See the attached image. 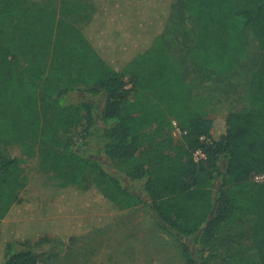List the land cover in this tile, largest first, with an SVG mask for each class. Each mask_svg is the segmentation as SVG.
Listing matches in <instances>:
<instances>
[{"label":"trees","instance_id":"trees-1","mask_svg":"<svg viewBox=\"0 0 264 264\" xmlns=\"http://www.w3.org/2000/svg\"><path fill=\"white\" fill-rule=\"evenodd\" d=\"M186 1L203 24L196 49L200 64H209L211 54L209 60L222 65L224 58L236 57L227 51L230 47L240 46L243 55L245 30L257 39L262 55L248 82L246 108L213 117L197 86L184 77L164 41L173 0H91L96 14L82 40L97 60L84 49L71 57L55 53L45 79L50 89H42L48 91L43 108L35 94H26L34 96L28 104L36 120L35 110L43 111L41 132L32 123L29 134L43 139L41 155L48 152L41 157L43 167L63 164L64 158L69 166L77 165V175L70 172L74 184L85 171L93 182L68 189L55 202L23 198L20 192L27 181L20 174L21 161L0 141V264H40L50 258L41 259L38 249L54 243L51 234H66L74 241L142 205L160 228L177 238L183 264H213L221 228L241 216L252 218L251 247L264 264V183L255 179L264 174V0ZM31 2L0 0V115L22 87L16 51L25 43L26 29L20 25ZM113 10L117 16L112 19ZM15 20L20 22L18 34L7 30ZM40 42L51 39L41 37ZM80 44L72 46L78 49ZM75 57L81 67L74 65ZM76 84L91 85L83 87L91 97L79 104L63 103L61 98L67 99ZM97 96L104 98L102 105L93 100ZM48 115L52 117L47 121ZM173 120L181 135L174 134ZM60 141L69 150L64 157L46 150ZM94 143L98 156L128 171L121 176L108 173L98 158L77 151ZM198 149L205 152V160L195 161ZM63 180L65 186L70 183ZM82 210L85 216L79 217ZM60 211L67 218L62 231L53 222ZM25 219L44 230L29 233ZM16 221L25 224L15 226Z\"/></svg>","mask_w":264,"mask_h":264},{"label":"rangeland","instance_id":"rangeland-1","mask_svg":"<svg viewBox=\"0 0 264 264\" xmlns=\"http://www.w3.org/2000/svg\"><path fill=\"white\" fill-rule=\"evenodd\" d=\"M82 1L32 0L28 8L29 15L23 18L25 22L20 25L23 30L26 29L23 33L25 43L19 45L16 51L20 68L19 83L22 87L16 93V98L11 102L8 111L0 115V141L13 157L21 161L20 174L27 181V186L20 192L23 198H34L44 203L55 202L68 189L82 188L93 182V179H88L91 174L85 171V177H81L79 184H74V180L70 179H76L74 168L77 165L69 166V162L64 158L63 164L51 163V167L44 168L41 157L48 152L41 155L43 139L38 134L29 135L34 128L32 123L35 124L36 132L37 130L41 132L43 111L35 110L39 119L36 120L29 110L31 104H28L29 98L33 99L34 96H28L31 95L30 93L35 94L43 108L42 99L46 97L43 95H47L50 89L45 79L49 75L48 68L52 65L55 53L60 57H71L81 49L92 53L82 40V24L78 18L83 8ZM169 18L164 32L165 44L180 64L187 81L199 89V96L203 97L202 102L210 114L216 117L232 110H244L247 106L248 82L259 66L262 55L255 36L249 30H245L243 36L247 40L244 43L245 47L243 46L242 52H245L243 55L240 46L230 47L227 51L235 53L236 57L224 58L222 65L219 63L217 67L215 59L209 60L211 54L206 61L210 65L200 64L196 57V49L200 48L199 40L203 37L201 21L191 14L186 0H173ZM18 24H20L18 20L9 22L7 30L14 29L18 34L16 30ZM1 25H4L2 21H0ZM47 36L51 39L50 43L40 42L41 37L47 38ZM34 38L37 39V44L32 43ZM79 41L81 44L78 49L72 46ZM206 47L210 49L208 45H205L204 49ZM222 52L221 49L220 53ZM93 57L95 58V55ZM75 61L74 65L81 67L79 58L75 57ZM29 82L31 87L27 89L24 86ZM39 85L43 87H37ZM44 86L47 92L42 91ZM84 86L91 85L76 84V89L67 95V99L61 98V101L65 104L66 102L79 104L87 97H91L84 92ZM53 88L57 91L55 87ZM26 92L30 93L26 94ZM93 100L100 102L101 105L104 102L101 96L94 97ZM50 115L46 116L47 121L52 117ZM36 123L40 125L37 126ZM56 134L62 136L60 131ZM62 141H60L61 145L57 143L48 145L46 150H53L57 156L64 157L69 150L64 147ZM77 151L88 157L98 158L108 173L121 176L129 169L119 162L98 156L95 143L89 149ZM69 154L75 159L72 153ZM73 171L75 175L70 173ZM67 173L68 175L64 176ZM63 179H69L70 183L67 186L63 185L65 183ZM130 183L127 180V184L131 185ZM83 211L79 213V217L85 216ZM64 214L60 211V215H56L59 217L53 220L59 231L64 227L63 218L67 220ZM67 217L72 219V216ZM26 222L29 233L33 232L34 228L37 231L44 230L37 222L32 223L30 219ZM253 222L252 218L241 216L221 228L213 264H230L231 261V264H259L250 240ZM111 223L105 228H103L105 225L94 226L97 230L94 229L74 241H71L70 236L66 234L59 235L60 237L51 234L54 243L38 249L41 259L48 256L50 258L47 261L41 260L40 264H183L177 238L158 226L147 206L142 205L131 213L119 218L115 217ZM24 224L16 221L15 226L22 227Z\"/></svg>","mask_w":264,"mask_h":264},{"label":"crops","instance_id":"crops-1","mask_svg":"<svg viewBox=\"0 0 264 264\" xmlns=\"http://www.w3.org/2000/svg\"><path fill=\"white\" fill-rule=\"evenodd\" d=\"M82 2H83V8L80 10V12L78 14V18H79L80 23L82 24L81 33H82V35H84L85 31H86V27L88 26L89 22L91 21L90 20L91 17L93 18V16H95V14H96V8L92 4L91 0H83ZM115 14H116V11L113 10L111 12V18L112 19L117 16ZM169 19H168V22H169ZM165 30H166V28H165Z\"/></svg>","mask_w":264,"mask_h":264},{"label":"built area","instance_id":"built-area-1","mask_svg":"<svg viewBox=\"0 0 264 264\" xmlns=\"http://www.w3.org/2000/svg\"><path fill=\"white\" fill-rule=\"evenodd\" d=\"M173 125H174V134L176 136L181 135V129L178 127L177 122L175 120H173ZM207 158L206 154L204 151H202L201 149H198L194 152V159L195 161L199 162L202 160H205ZM256 181L259 183H264V174H259L256 176Z\"/></svg>","mask_w":264,"mask_h":264}]
</instances>
